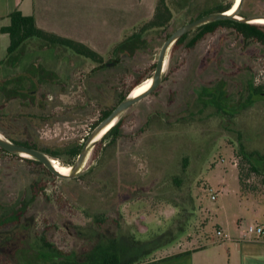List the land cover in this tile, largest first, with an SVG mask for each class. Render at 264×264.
Masks as SVG:
<instances>
[{
	"label": "rangeland",
	"instance_id": "374dc122",
	"mask_svg": "<svg viewBox=\"0 0 264 264\" xmlns=\"http://www.w3.org/2000/svg\"><path fill=\"white\" fill-rule=\"evenodd\" d=\"M226 1L169 0L166 32L150 29L147 45L122 60L118 51L101 53L100 63L67 47L28 40L16 68L0 63V82L30 64L37 65V74H53L43 75L30 105L19 97L7 100L0 91V133L57 150L61 157L48 155L71 165L76 157L67 149L84 143L121 93L152 76L167 34ZM240 11L264 15V0H244ZM194 34L170 47L160 84L121 115L122 133L114 142L97 141L83 175L61 178L44 164L0 150V264H46L53 247L43 248L42 236L68 253L90 248L102 235L121 236L123 244L137 247L131 264H148L156 256L220 240L238 222L256 217L264 207V97L256 94L241 105L251 81L264 89V46L229 26L187 46ZM8 44V34L0 33V59ZM221 79L229 108H235L227 113L198 100L202 86ZM22 85L27 89L30 82ZM240 150L250 152L251 161ZM15 212L18 219L1 221ZM215 249L198 251L220 252Z\"/></svg>",
	"mask_w": 264,
	"mask_h": 264
},
{
	"label": "trees",
	"instance_id": "16d2710c",
	"mask_svg": "<svg viewBox=\"0 0 264 264\" xmlns=\"http://www.w3.org/2000/svg\"><path fill=\"white\" fill-rule=\"evenodd\" d=\"M233 4V0L217 3L213 7L204 11V14L212 11L227 10L231 8ZM239 14L246 15L242 11H239ZM171 17L172 10L167 0H158L154 16L149 21L145 22V24L141 27V30L134 32L133 34L127 36L121 42H119L116 49L121 52L127 51L129 52V54L131 53L135 55L137 50L145 47V38L141 36L142 31L149 28L165 26L169 23ZM9 18L10 23L1 27V31L9 35L7 55L4 59L0 60L1 64L4 63L12 68H16L21 58V50L23 45H25L26 42L33 37L44 40L47 45H59L71 48L72 50L79 53L80 55H83L86 58H89L95 62L102 63L103 56L99 52L95 51L90 46L82 42L67 37H62L40 28L36 24L35 18L32 15H25L19 9H14L10 12ZM256 23L259 22H243L230 18L210 21L208 23L200 25L194 30H191L195 31V34L189 39L187 45L193 46L205 34L214 32L220 26H229L237 30L241 35H243L246 40L255 39L264 46V25H261L264 23ZM189 32L180 36L177 39L176 44L184 42L185 39H187ZM44 74L50 76L51 74H53V72H49V70H43V72L37 74V65L30 64L19 75L7 77L2 82H0V91L4 94L7 100H10L13 97H20L23 100V103H25L26 105H30L31 103L35 102L34 93H36L39 84L46 80L43 76ZM24 80H28L30 82V86L27 89L22 85V82ZM263 90V86L255 85L251 81L248 85L249 97L246 102L241 105V107L248 106L249 102H252L253 96L256 94H261ZM127 94L128 92L121 93L119 101L125 98ZM198 100L203 107L209 105L216 107L219 113H227V109H235L234 107L232 108V106L231 108H229V97L226 90V82L222 79L214 86H202L200 91L198 92ZM112 109L113 108L103 110L100 116V120L108 115ZM230 114H232V112ZM122 124L123 116H121L117 120V122L101 137V140H105L108 138L110 141L114 142L122 133ZM14 142L23 143L38 148L36 145H32L26 141ZM82 145L83 144L79 143L73 144L67 149V152L70 153L72 157H77L82 148ZM0 150L7 154L19 156L27 161H34L40 165L43 164L39 160L10 153L2 147H0ZM40 150L52 156H56L58 158L61 157V153L57 150H51L47 148ZM240 151L247 160L251 161L252 154L250 152H246L243 150ZM253 165V169H257V166ZM45 169L48 168L45 167ZM22 209H24V207H22ZM17 213L18 212H15V214L4 216L1 221H11L12 219L16 220L19 218V215ZM41 239L44 245L43 248L48 247L49 249H51V247H53L52 254L47 252V254H50L52 256L50 258L51 260L46 262V264H131L134 259H131L133 257L130 258V255H132L133 250L137 248L134 245L129 246L123 244L121 236L119 238H115L102 235L101 238H96L92 246L90 248H86V250H73L68 253H63L57 248H54L53 244L47 241L44 236H42Z\"/></svg>",
	"mask_w": 264,
	"mask_h": 264
},
{
	"label": "crops",
	"instance_id": "0c3cea01",
	"mask_svg": "<svg viewBox=\"0 0 264 264\" xmlns=\"http://www.w3.org/2000/svg\"><path fill=\"white\" fill-rule=\"evenodd\" d=\"M157 3L158 0H0V33H5L1 27L10 23V12L19 9L34 16L36 24L46 31L82 42L100 54L114 52L119 42L141 30L154 16ZM31 39L44 47H59L39 38ZM251 220L264 222V207L256 210L253 219L238 222L237 229L220 240L156 256L148 264H264V237L241 238L239 234V227ZM209 245L220 252L198 251Z\"/></svg>",
	"mask_w": 264,
	"mask_h": 264
},
{
	"label": "water",
	"instance_id": "95a60500",
	"mask_svg": "<svg viewBox=\"0 0 264 264\" xmlns=\"http://www.w3.org/2000/svg\"><path fill=\"white\" fill-rule=\"evenodd\" d=\"M243 0H239L238 4L232 12L223 11H212L206 14H203L195 19H192L181 26L177 27L163 42L159 50L158 58L155 65L154 73L151 76V84L147 90L136 96H130V93L123 98L112 110L106 115L88 134L86 140L84 141L82 148L77 155L74 162L69 165L68 172H62L55 167V164L52 162V158L42 150L26 145L23 143L13 142L10 139L6 138L0 133V147L6 149L10 153L18 154L25 157H30L36 160H39L47 167L54 175L61 178H74L86 173L87 169L84 168L85 162L97 143V141L117 122L121 115L134 103L141 100L142 98L149 95L162 81L163 71L165 68V59L168 49L175 43V41L182 36L184 33L194 30L200 25L208 23L210 21L219 20V19H235L243 22H251V19L264 17V15L259 16H249L241 15L239 11L242 7ZM233 7V6H232ZM231 7V8H232ZM130 57V56H123Z\"/></svg>",
	"mask_w": 264,
	"mask_h": 264
},
{
	"label": "built area",
	"instance_id": "2783aa9c",
	"mask_svg": "<svg viewBox=\"0 0 264 264\" xmlns=\"http://www.w3.org/2000/svg\"><path fill=\"white\" fill-rule=\"evenodd\" d=\"M212 199H217V193L211 194ZM239 234L241 238H262L264 237V222L248 221L245 225L239 227ZM217 234H222V230L217 229Z\"/></svg>",
	"mask_w": 264,
	"mask_h": 264
},
{
	"label": "bare ground",
	"instance_id": "6f19581e",
	"mask_svg": "<svg viewBox=\"0 0 264 264\" xmlns=\"http://www.w3.org/2000/svg\"><path fill=\"white\" fill-rule=\"evenodd\" d=\"M239 0H235L234 4L232 5L233 7L230 8L227 12H232L234 10V8L236 7V5L238 4ZM251 22H259V23H264V17H259V18H254L251 19ZM170 49V48H169ZM169 49L167 51V55H166V59H165V64L167 62V56H168V52ZM151 77L146 81L144 80L143 82H141L140 84H138L132 91H130V96H136L141 94L142 92H144L145 90H147L151 84ZM52 158V157H51ZM52 162L55 164V167L62 171V172H68L70 167H67V165H62L58 162V160L55 158L52 159Z\"/></svg>",
	"mask_w": 264,
	"mask_h": 264
},
{
	"label": "flooded vegetation",
	"instance_id": "af4514ba",
	"mask_svg": "<svg viewBox=\"0 0 264 264\" xmlns=\"http://www.w3.org/2000/svg\"><path fill=\"white\" fill-rule=\"evenodd\" d=\"M167 25H168V24H166L165 26H162V27H154V28L146 29V30H145V33H146L147 31H150V29H159V30H158L159 33H161V32H166V26H167ZM188 32H189V31H188ZM171 33H172V32H171ZM171 33L169 32V33L167 34V37H168ZM186 33H187V32H186ZM184 34H185V33H184ZM205 35H206V34H205ZM205 35H204V36H205ZM141 36H142L143 38H145V46H146V45H147V42H149V40L145 37V34H142V33H141ZM202 38H203V37H202ZM202 38H201V39H202ZM165 40H166V39H165ZM165 40H164V41H165ZM176 41H177V40H176ZM176 41H175V43H174L173 45L176 44ZM187 42H188V41H187ZM187 42H186V45H187ZM181 43H183V42H181ZM181 43H180V44H181ZM162 44H163V43H162ZM187 46H188V45H187ZM67 48H68V47H67ZM160 48H161V47H160ZM70 49H71V48H70ZM71 50H72V49H71ZM73 51H74V50H73ZM117 51H118V52H121V51H119V50H117ZM74 52H75V51H74ZM75 53H77V52H75ZM77 54H79V53H77ZM79 55H80V54H79ZM82 56H83V55H82ZM123 56H130V57H124V58H131V57L134 56V55L131 54V53L129 54V52H127V51H126V52H121V55L119 54L118 57H117V59H121V60H122V59H123V58H122ZM157 58H158V57H157ZM156 61H157V60H156ZM18 64H19V63H18ZM5 65H6V64H5ZM106 65H114V62H108V63H106ZM155 65H156V63H155ZM21 73H22V72H21ZM14 76H17V75H14ZM5 79H6V78H5ZM148 79H149V78H148ZM148 79H146V81H147ZM156 88H157V87H156ZM156 88H155V89H156ZM155 89H154V90H155ZM152 92H153V91H152ZM152 92H151V93H152ZM151 93H150V94H151ZM147 96H148V95H147ZM259 96H260V97H264V92H262L261 94H259ZM19 98H20V97H19ZM211 106H212V105H211ZM52 159H53V158H52ZM55 160H56V159H55ZM67 167H69V166H67Z\"/></svg>",
	"mask_w": 264,
	"mask_h": 264
}]
</instances>
